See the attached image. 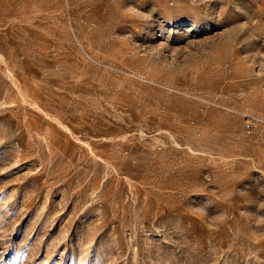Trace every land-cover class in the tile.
<instances>
[{"label": "rangeland", "instance_id": "rangeland-1", "mask_svg": "<svg viewBox=\"0 0 264 264\" xmlns=\"http://www.w3.org/2000/svg\"><path fill=\"white\" fill-rule=\"evenodd\" d=\"M0 264H264V0H0Z\"/></svg>", "mask_w": 264, "mask_h": 264}]
</instances>
